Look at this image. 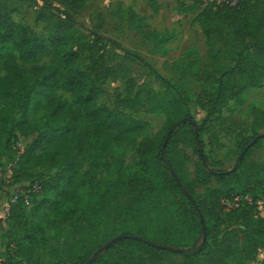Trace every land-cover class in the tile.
I'll list each match as a JSON object with an SVG mask.
<instances>
[{
    "label": "trees",
    "instance_id": "1",
    "mask_svg": "<svg viewBox=\"0 0 264 264\" xmlns=\"http://www.w3.org/2000/svg\"><path fill=\"white\" fill-rule=\"evenodd\" d=\"M216 1L195 18L205 39L207 65L198 66L187 56L172 65L178 81L192 80L211 88L206 118L214 117L230 100L240 102L247 91L258 89L264 78V0H219V5ZM147 2L154 13L158 12L155 0ZM7 10L4 7L0 11V64L5 67L0 80V165L13 159L12 146L18 135L30 138L17 159L12 184L37 182L41 188L40 194L30 195L33 214L18 202L5 221L12 230L19 229L21 239L15 244L19 255L35 251L37 231L27 226L31 216L43 208L51 217L62 219L66 227L57 235L63 243L55 250L62 264H85L89 259L91 264H176L170 258L176 250H181L182 264H243L259 254L264 246V217L257 215L254 204L263 200L257 198V189L264 185V179L255 163L246 162L245 157L264 138V110L251 108V136L235 139L240 152L250 145L243 159L238 160V156L232 168L224 171L213 169L202 159L194 179L187 182L178 175L168 151L188 139L194 149L202 150L205 121L197 125L196 135L188 123L177 126L181 119L190 117L189 108L170 79L155 75L164 86L160 93L149 88L134 92L133 84L128 83L119 104L165 119L161 137L145 138L140 143L137 174L133 176L122 165L121 157L126 153L125 141L143 132L146 123L121 111L92 105L102 92L92 76L105 81L125 76L128 70L121 65L107 66L101 56L97 57L96 49L89 47L87 37L65 13L36 12L35 21L48 25L45 35H36L30 26L14 22ZM125 15L135 33L151 44L153 53H166L173 33L150 30L145 19L133 12ZM6 51L13 52L20 65L5 62ZM85 53L89 73L73 71L72 66ZM56 91L70 94L67 109L53 96ZM35 97L48 106L53 101L56 106L50 119L30 125L28 110ZM167 136V146L162 150ZM95 137L104 141L92 155L89 170L82 172V164L90 155L86 143ZM53 140L59 144L56 152L35 154L43 142ZM198 154L201 157L200 151ZM106 166V175L96 182ZM43 168L55 171L54 175L44 178L35 172ZM212 182L216 189H208ZM198 187L206 190L203 199L196 194ZM172 191L183 203L173 198L175 208L159 215V200L173 196ZM237 196H248L253 204L240 202L238 208L225 212L221 200ZM209 210L216 223L211 229L206 227L204 236L202 225L209 224L205 220ZM222 216L239 220L241 229L220 234ZM104 223L112 226L113 234H104ZM122 235L141 241L125 239L100 250ZM11 263L10 257L0 254V264Z\"/></svg>",
    "mask_w": 264,
    "mask_h": 264
},
{
    "label": "rangeland",
    "instance_id": "2",
    "mask_svg": "<svg viewBox=\"0 0 264 264\" xmlns=\"http://www.w3.org/2000/svg\"><path fill=\"white\" fill-rule=\"evenodd\" d=\"M155 1L158 5V12L156 13L151 10L147 0H0V11L7 7V11L10 12V17L14 22L30 26L36 35H45L48 28L47 23L35 21L36 12L65 13L76 23V27L80 32L87 37L89 47L96 49L97 57L101 56L107 66L121 65L128 70V74L125 76L110 78L105 81L92 76L94 84L102 90L92 105L94 108L104 106L109 110L121 111L135 120L146 123V129L143 132L137 133L125 141L126 153L121 157V161L131 175L135 176L137 174L135 164L140 143L145 138L162 135L165 119L162 115L148 114L140 108L128 109L119 104L118 101L125 95V88L128 83L133 84L134 92L139 88H149L157 93L162 92L164 86L158 81L156 74L164 79L172 80L177 85L189 108V116L198 126L205 121L204 130L201 134L202 150L194 149L191 140L188 139L187 142L185 141L168 151L169 156L174 160L178 175L187 182L191 181L194 179L197 167L202 159H205L209 166L215 170L231 169L235 159L241 153L236 147L235 139L239 136L248 138L251 136V108L264 110V78L260 82V87L247 91L240 102L230 100L227 106L220 109L214 117L206 118L210 107L209 93L211 88L192 80L178 81L172 68L177 60L185 56L189 57L198 66L207 65L205 39L195 20L206 5L201 0ZM127 11L143 17L150 30L160 33H173L174 38L167 44L165 54L153 53L151 44L143 41L135 33L125 15ZM97 37H100V39H97ZM11 53L5 52L4 61H10L13 65H20L15 54ZM71 69L89 73L88 54H81L79 61ZM4 76L5 67L0 64V80ZM29 83V85H32L31 81ZM53 96L60 103H65L66 109L71 105L69 93L56 91ZM55 106L56 103L53 101H50L48 106V104L41 101L40 97H35L28 110L29 124H39L50 119ZM64 117L62 116L60 119ZM15 118H19L18 113H15ZM182 131L186 132L187 128L183 127ZM102 141H104L102 138H88L86 149L90 151V155L86 156L82 164V172L88 171L91 167L92 155ZM30 142L31 139L25 137L22 144L29 145ZM58 146V142L54 140L43 142L35 154L54 153ZM198 151L201 152V157ZM245 161L255 163L263 180L264 138L250 150L245 157ZM106 168L107 166L100 170L96 182L102 180L106 175ZM35 172L40 173L44 178H49L55 173V171L44 168L37 169ZM208 189H216L214 182L208 186ZM257 191V198L261 197L264 202V185L258 188ZM172 193L173 196L165 195L164 198L159 200V215L168 214V210L172 211V208H175V206H172L171 200L176 198L178 201L179 196L174 191ZM196 194L200 199H203L206 194L205 188L198 187ZM2 196L1 189L0 206L5 199ZM180 203L183 202L180 200ZM29 207H26V211L33 214ZM257 215L263 218L264 209L257 211ZM220 219L221 222L218 224L220 234L241 229L240 221L235 218L227 219L222 216ZM205 220L209 222L208 225L204 226L205 230L206 227L211 229L216 223V219L212 217V211L210 210ZM29 221H31V224L27 226L28 229L37 231L39 242L35 251L30 255L23 256L19 255L18 248H16L17 254L15 244L21 239L18 233L19 229L12 230L9 222L4 224L0 222V254L4 257H10L12 259L11 264H62L58 262L55 250L58 244L63 243L61 238H57L58 233L66 229L63 220L51 217L47 208H43L38 215L31 216ZM110 222L112 225L113 222ZM103 227L104 234H113L112 226L104 223ZM183 230L184 232L187 230L185 222ZM184 235L186 237L187 232ZM180 253L181 250H176L170 254V258L176 264L183 263ZM110 263L112 262L110 261ZM243 264H264V246L259 254Z\"/></svg>",
    "mask_w": 264,
    "mask_h": 264
},
{
    "label": "built area",
    "instance_id": "3",
    "mask_svg": "<svg viewBox=\"0 0 264 264\" xmlns=\"http://www.w3.org/2000/svg\"><path fill=\"white\" fill-rule=\"evenodd\" d=\"M213 0H203L205 5L212 3ZM221 1H216L215 4L219 5ZM23 138L19 135L15 144L12 146L13 159L8 162H4L0 165V190L2 189L3 196L5 197L4 201L0 206V222L5 223V221L10 216V213L14 206L21 202L25 207L30 205V195L40 194L41 188L37 182L33 184L29 183H13V174L14 168L17 162V159L24 152V144H22ZM240 202H245L249 205L253 204L252 199L248 196L245 197H234L232 199H222L221 206L225 212H230L239 207ZM258 211L264 209L263 200H257L254 204Z\"/></svg>",
    "mask_w": 264,
    "mask_h": 264
},
{
    "label": "water",
    "instance_id": "4",
    "mask_svg": "<svg viewBox=\"0 0 264 264\" xmlns=\"http://www.w3.org/2000/svg\"><path fill=\"white\" fill-rule=\"evenodd\" d=\"M183 123H188L190 125H192L195 129V135L197 133V124L196 122L191 118V117H185L183 119H181L178 123H177V126L183 124ZM257 139H254L251 143V145L256 141ZM168 141V136L165 138L164 142H163V145H162V150L164 149V147L166 146V143ZM250 146V145H249ZM249 146L245 147L244 150L240 153L239 157H238V160H241L243 158V156L245 155L246 151L248 150ZM202 230H203V234L205 236V228L204 226L202 225ZM125 239H131V240H136V241H141L140 238H137V237H133V236H125V235H122V236H118V237H115L113 239H111L109 242H107L105 245H103L101 247V251H104V250H107L108 248H110L113 244H115L116 242L118 241H121V240H125ZM92 259H89L85 264H91L92 263Z\"/></svg>",
    "mask_w": 264,
    "mask_h": 264
}]
</instances>
